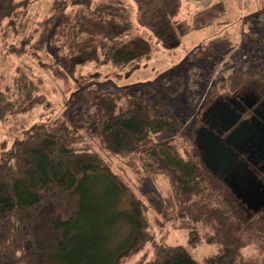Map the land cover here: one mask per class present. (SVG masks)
<instances>
[{"label":"trees","instance_id":"1","mask_svg":"<svg viewBox=\"0 0 264 264\" xmlns=\"http://www.w3.org/2000/svg\"><path fill=\"white\" fill-rule=\"evenodd\" d=\"M31 1L0 0V28L8 26L16 33V14H23ZM260 2L264 15V0ZM67 7L65 13L54 14L43 23L37 45L32 47L45 52L50 46L57 51L66 49V55L47 67L64 81L75 66L91 62L129 64L133 72L152 50L179 44V37L187 32L183 24L171 22L179 0H70ZM144 32L154 45L148 43L143 52L132 42L142 40ZM36 33L31 31L10 52L26 53ZM241 37L250 51L256 47L264 54L262 35L243 32ZM261 66L256 63L247 74L230 75L229 93L251 78L264 82ZM19 78L15 84L22 104L1 93L0 122L37 105L49 106L44 93ZM84 91L76 89L72 99L82 98ZM85 92L86 99L77 102L75 110L66 104L60 115L35 122L10 136L9 146L6 140L2 144L0 264H126L147 243L153 246L151 259L135 264H198L183 247L154 242L145 214L148 205L166 222L187 220L194 225L188 233L189 245L215 247L204 258L205 264H264V221L241 212L228 186L205 165L194 135L181 143L182 155L174 135L157 140L174 130L175 121L144 93H131L120 101L101 97L92 89ZM95 99L97 108L89 113ZM83 133L97 139L113 157H139L148 175L167 179L166 193L144 192L146 205L101 155L75 148ZM119 224L127 227L121 240ZM249 247L255 251L245 254L243 250Z\"/></svg>","mask_w":264,"mask_h":264},{"label":"rangeland","instance_id":"2","mask_svg":"<svg viewBox=\"0 0 264 264\" xmlns=\"http://www.w3.org/2000/svg\"><path fill=\"white\" fill-rule=\"evenodd\" d=\"M69 1L32 0L23 14H16V33L8 26L0 28V94L3 93L4 98L9 101H17V105L22 104L20 91L15 84L20 76L26 82L31 81L46 95L49 102V106L37 105L27 113L15 114L7 117L5 122H0V150L5 140L9 146L11 137L19 135L22 129L63 113L66 104L75 110L73 106L77 108V102L86 99L88 94L85 91L88 89H92L101 97H114L120 101L128 94L144 93V97L159 111L168 113L175 121L174 130L157 136V140L174 135L177 139L176 145L180 147L181 143L185 144L186 136L195 137V120H199L202 107L218 95L230 94V75L239 71L247 74L256 63L264 69L262 50L253 47L250 51L241 37L243 32H251V35L259 33L264 37V15L259 11L261 0H179L178 12L171 18L174 24L187 27V32L179 37V44L167 49L159 46L158 50H152L150 57L143 58L138 64V69L133 72H130L133 69L129 64L91 62L75 66L73 73L64 81L54 77L47 67L52 63L54 66V59L66 55V49L57 51L50 46L45 52L32 47L37 45L43 23L54 14L58 17L65 13ZM5 24L7 20H4L3 25ZM24 24L25 29L22 31ZM36 30L38 33L26 53L14 55L10 52L11 47L19 48L21 41L31 31L35 33ZM133 43L134 47L137 46L139 51L143 52L147 50L148 43L154 45L145 32L142 40H134L132 46ZM20 78L19 81H22ZM78 88L85 90L83 97L72 99V93ZM248 89L264 93V82L251 78L239 88L242 92ZM98 102L95 99L93 104L91 103L89 113L96 110ZM75 148L91 149L101 155L110 170L146 205L148 204L144 192L154 190L164 194L168 190L167 179L148 175L139 157H113L102 150L97 139L86 133H83L82 141L75 145ZM180 152L184 155L181 147ZM131 162L134 165H130ZM233 198L238 206V199L235 196ZM245 208L246 206L241 208V212L245 213ZM145 214L154 242L179 245L198 264H205L204 258L215 252L214 246L205 243L194 248L189 245L188 233L195 228L189 221L166 222L149 205ZM255 219L264 221L262 216H256ZM126 230L125 224H119L118 240L124 237ZM254 251L253 247L243 250L245 254ZM152 255L153 246L147 243L126 264H135L141 259L148 261Z\"/></svg>","mask_w":264,"mask_h":264},{"label":"flooded vegetation","instance_id":"3","mask_svg":"<svg viewBox=\"0 0 264 264\" xmlns=\"http://www.w3.org/2000/svg\"><path fill=\"white\" fill-rule=\"evenodd\" d=\"M218 95L195 120L197 148L207 168L246 213L264 218V93Z\"/></svg>","mask_w":264,"mask_h":264}]
</instances>
